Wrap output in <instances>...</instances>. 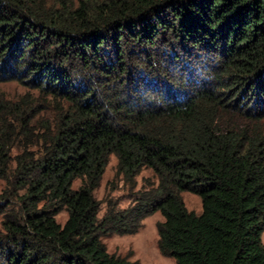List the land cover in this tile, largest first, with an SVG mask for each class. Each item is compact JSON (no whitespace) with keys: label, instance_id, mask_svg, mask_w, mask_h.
Segmentation results:
<instances>
[{"label":"trees","instance_id":"obj_1","mask_svg":"<svg viewBox=\"0 0 264 264\" xmlns=\"http://www.w3.org/2000/svg\"><path fill=\"white\" fill-rule=\"evenodd\" d=\"M10 81L38 96L0 97V264H140L103 238L155 212L177 264H264V0H0ZM113 155L158 183L102 213Z\"/></svg>","mask_w":264,"mask_h":264},{"label":"rangeland","instance_id":"obj_2","mask_svg":"<svg viewBox=\"0 0 264 264\" xmlns=\"http://www.w3.org/2000/svg\"><path fill=\"white\" fill-rule=\"evenodd\" d=\"M31 93V96L37 97L36 91H29L18 82L0 83V97L9 99H18ZM41 99V98H40ZM47 114L41 113V117ZM16 152V151H15ZM117 159L113 155L110 158L109 165L104 174L101 185L95 192V196L102 201V213L106 209L107 202L113 200L121 207H128L139 190H145L156 186L158 181L150 169L144 168L136 178V187L131 188L125 183L123 177L117 173ZM6 188V182L0 178V193ZM183 200L187 209L196 214L203 211L202 199L190 192L182 193ZM57 219L64 224L68 219L67 212L63 211ZM164 221L161 212H155L142 221L138 231L132 234H108L103 240L107 246L108 252L130 261H138L140 264H177L175 258L165 256L159 247V224ZM2 216L0 215V229ZM264 243V233L262 236Z\"/></svg>","mask_w":264,"mask_h":264}]
</instances>
